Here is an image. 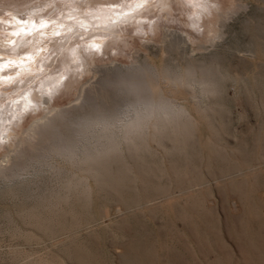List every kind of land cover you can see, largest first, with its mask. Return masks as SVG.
Here are the masks:
<instances>
[{"label":"rangeland","instance_id":"obj_1","mask_svg":"<svg viewBox=\"0 0 264 264\" xmlns=\"http://www.w3.org/2000/svg\"><path fill=\"white\" fill-rule=\"evenodd\" d=\"M202 1L0 0V38L15 37L11 48L24 43L16 51L0 47L1 108L69 74L53 105L71 108L76 118L89 110L78 106L82 86L94 83L91 94L112 99L100 77L109 67L134 65L133 55L156 68L202 63L220 75L217 92L197 94L196 103L173 91L191 114L188 129L132 153L122 146L119 156L94 166L92 177L80 171L86 185L80 190L42 199L61 187L51 166L0 176V264H264V0H213L217 10L186 26L187 13ZM91 10L112 26L84 25ZM70 23L76 24L70 32L52 35L51 27ZM146 31L151 40L144 43ZM165 33L183 39L182 47L163 43ZM36 35L44 46L37 53L27 47ZM95 42L105 54L92 67L104 73L70 76L72 47ZM43 115L27 114L19 135ZM17 141L0 150V165L9 168L6 157L18 158ZM63 165L67 178L80 173Z\"/></svg>","mask_w":264,"mask_h":264},{"label":"bare ground","instance_id":"obj_2","mask_svg":"<svg viewBox=\"0 0 264 264\" xmlns=\"http://www.w3.org/2000/svg\"><path fill=\"white\" fill-rule=\"evenodd\" d=\"M203 1V5L194 3L195 7L192 8L196 10L194 9L195 13L193 12V15L190 14L191 12L187 13L188 21H185L186 26H195L200 20L202 21L201 18L203 16L210 15L216 9V3L213 0ZM137 2L140 3V0H137ZM89 12L93 13V15L89 19H83L84 25L90 24L93 27L98 24L97 27L102 25L106 29L112 26L109 21L107 23L105 20L109 19L107 15H97V11L93 10ZM113 15L117 17L120 14L113 12ZM125 17L129 19L131 16H122L121 19ZM30 25H28V28H30ZM41 25L43 26V24ZM75 25L71 23L67 24L64 29L61 28L62 30H53L51 27L52 35L67 34ZM15 26L18 28L21 25ZM194 26L191 28H194ZM201 26L203 27V25ZM150 28L152 33L157 31L155 25H152ZM145 34V38H140V40H144V43L151 40L147 35V31ZM37 36H34L27 46L29 49H33L35 53L41 51L39 47H44L40 46L39 42L42 40L40 36ZM171 36V34L165 33L163 43H168L169 46L177 50L180 49L182 47L180 45L184 42L183 39L174 40V42L171 38L176 37ZM168 39L169 42H167ZM14 41L15 37L12 36L0 38V47L16 51L20 45H24L23 42H20L15 48H11L9 44L13 45ZM124 45L126 46L127 44L125 43ZM96 47L99 48L97 42L72 47L69 53V62L65 66L69 70L70 76L73 74V77L75 76V78L77 77L79 80H82L87 75H92V78H95L96 75L104 73L100 67L95 65V67H92L95 63V58L105 54L101 50H95ZM103 48L107 49L106 46ZM115 51L116 48L113 52ZM132 57L135 60V64L131 67L125 69L116 65L108 69L104 67L107 72L100 77L101 83H99L102 92L105 89H112V92H115L112 99L107 95H97V92L91 94L90 90L94 86V83H90L87 88H83L82 86V98L79 97L82 101L78 106L80 108L86 105L89 110L87 109L88 112L86 111V113L76 118L74 116L71 118V108L61 109L53 105L55 98L66 88L69 74L65 75L64 80L58 78L54 81L43 83L38 92L39 94H29L26 99H22L23 102H19L20 104L10 103L8 107L4 106V108L0 106V150L18 140V158L12 160L10 156H7V159L4 161L7 164L10 163L11 166L6 168L4 165H0V176H4L8 180L19 176L22 171L24 172L28 168L34 167L35 164L38 166H51L55 170L58 180H60L61 187L51 194L52 198L48 193L49 196L44 194L42 195V199L46 200L48 197L50 199H54V197L60 199L61 190L68 193L86 187L83 183V180H85L83 173H85L84 176L87 174V176H91L94 173L93 169H96L95 165L103 164L106 159L113 156H119L122 146L126 148L125 150L132 153L147 147L148 142L162 138L172 131L182 133L188 129L187 127L191 124L192 117L186 109L187 107L185 108L184 105L177 102V98L173 94L175 88L176 90H184L189 95L188 97L192 98L191 100L199 98L197 94H200L201 97L213 95L217 92L215 85L220 80V75L217 69L209 65L196 64L190 61L182 68H179V65L178 67L176 66L178 63L174 64L171 61L156 68L149 62L140 63L134 55ZM2 61H0V66L4 64ZM107 74L108 76H106ZM182 90L179 92L181 93ZM110 100L112 101L110 102ZM27 103L31 106L27 105ZM201 110L199 112L203 113L204 110ZM40 111L44 115L36 119L31 127L20 136L17 130L21 129L25 116L30 112ZM55 158L62 160V164H57L58 166L53 167L54 164L51 165V161L49 162V160ZM65 163L72 167L69 169L70 172L74 168H77L79 172L82 171V174L81 172L79 173L81 176L72 172L70 173L71 176L67 178L63 165ZM78 171L74 170V172ZM62 179L64 181L61 183Z\"/></svg>","mask_w":264,"mask_h":264}]
</instances>
